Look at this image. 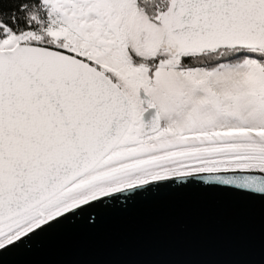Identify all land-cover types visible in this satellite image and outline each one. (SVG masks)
Masks as SVG:
<instances>
[{"label":"snow or ice","instance_id":"snow-or-ice-1","mask_svg":"<svg viewBox=\"0 0 264 264\" xmlns=\"http://www.w3.org/2000/svg\"><path fill=\"white\" fill-rule=\"evenodd\" d=\"M169 186L264 202V0H0V252Z\"/></svg>","mask_w":264,"mask_h":264},{"label":"water","instance_id":"water-1","mask_svg":"<svg viewBox=\"0 0 264 264\" xmlns=\"http://www.w3.org/2000/svg\"><path fill=\"white\" fill-rule=\"evenodd\" d=\"M65 220L0 264H264V202L169 186Z\"/></svg>","mask_w":264,"mask_h":264}]
</instances>
